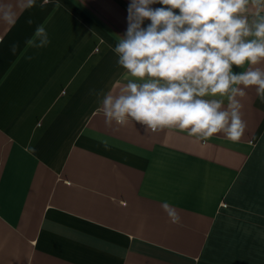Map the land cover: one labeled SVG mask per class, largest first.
I'll list each match as a JSON object with an SVG mask.
<instances>
[{"label": "crops", "instance_id": "crops-1", "mask_svg": "<svg viewBox=\"0 0 264 264\" xmlns=\"http://www.w3.org/2000/svg\"><path fill=\"white\" fill-rule=\"evenodd\" d=\"M129 3L36 0L14 26L0 21V264H264L254 87L238 142L105 124L92 93L125 83L113 48ZM41 24L50 43L26 48Z\"/></svg>", "mask_w": 264, "mask_h": 264}, {"label": "clouds", "instance_id": "clouds-1", "mask_svg": "<svg viewBox=\"0 0 264 264\" xmlns=\"http://www.w3.org/2000/svg\"><path fill=\"white\" fill-rule=\"evenodd\" d=\"M35 2H0V21L14 26L18 11ZM127 13L126 31L113 48L125 83L92 93L100 98L105 124L135 122L153 133L175 129L205 142L223 133L238 142L247 127L246 89L254 87L264 103V0H130ZM49 43L41 24L25 45ZM162 208L180 223L169 203Z\"/></svg>", "mask_w": 264, "mask_h": 264}]
</instances>
